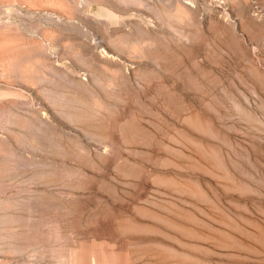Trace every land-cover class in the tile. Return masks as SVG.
<instances>
[{
  "label": "rangeland",
  "instance_id": "374dc122",
  "mask_svg": "<svg viewBox=\"0 0 264 264\" xmlns=\"http://www.w3.org/2000/svg\"><path fill=\"white\" fill-rule=\"evenodd\" d=\"M0 22V264H264V0Z\"/></svg>",
  "mask_w": 264,
  "mask_h": 264
},
{
  "label": "bare ground",
  "instance_id": "6f19581e",
  "mask_svg": "<svg viewBox=\"0 0 264 264\" xmlns=\"http://www.w3.org/2000/svg\"><path fill=\"white\" fill-rule=\"evenodd\" d=\"M1 23V22H0ZM103 51V50H102ZM100 52H101V50H100ZM101 54V53H100ZM104 54V53H103ZM103 54H101V55H103ZM107 54V53H106ZM106 54H105V56H106ZM104 56V55H103Z\"/></svg>",
  "mask_w": 264,
  "mask_h": 264
}]
</instances>
